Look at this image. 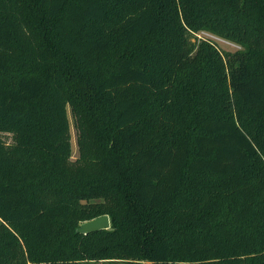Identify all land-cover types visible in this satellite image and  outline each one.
<instances>
[{
	"label": "trees",
	"instance_id": "16d2710c",
	"mask_svg": "<svg viewBox=\"0 0 264 264\" xmlns=\"http://www.w3.org/2000/svg\"><path fill=\"white\" fill-rule=\"evenodd\" d=\"M0 264H264V0H0Z\"/></svg>",
	"mask_w": 264,
	"mask_h": 264
},
{
	"label": "rangeland",
	"instance_id": "374dc122",
	"mask_svg": "<svg viewBox=\"0 0 264 264\" xmlns=\"http://www.w3.org/2000/svg\"><path fill=\"white\" fill-rule=\"evenodd\" d=\"M198 38L206 37L211 39L215 42L217 47L221 50H235L240 48L239 45L234 44L233 42L227 41L225 39H222L214 34H211L209 32L203 31L196 34ZM69 122H70V130H71V144H72V159H74L77 156V145H76V132L75 128L73 126V120L69 113ZM3 139L10 141V136L7 134H3ZM83 223V222H82ZM81 223V224H82Z\"/></svg>",
	"mask_w": 264,
	"mask_h": 264
},
{
	"label": "water",
	"instance_id": "95a60500",
	"mask_svg": "<svg viewBox=\"0 0 264 264\" xmlns=\"http://www.w3.org/2000/svg\"><path fill=\"white\" fill-rule=\"evenodd\" d=\"M109 225H110L109 218L106 214H104L83 222L80 226L76 228V231L80 233H86L89 231L108 228Z\"/></svg>",
	"mask_w": 264,
	"mask_h": 264
}]
</instances>
